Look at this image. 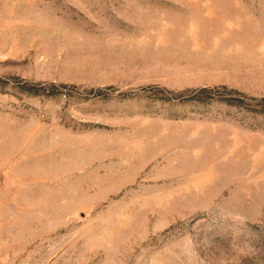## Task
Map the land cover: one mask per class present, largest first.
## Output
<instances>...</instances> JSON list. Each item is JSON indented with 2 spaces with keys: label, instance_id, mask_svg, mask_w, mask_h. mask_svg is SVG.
I'll use <instances>...</instances> for the list:
<instances>
[{
  "label": "rangeland",
  "instance_id": "374dc122",
  "mask_svg": "<svg viewBox=\"0 0 264 264\" xmlns=\"http://www.w3.org/2000/svg\"><path fill=\"white\" fill-rule=\"evenodd\" d=\"M0 264H264V0H0Z\"/></svg>",
  "mask_w": 264,
  "mask_h": 264
}]
</instances>
